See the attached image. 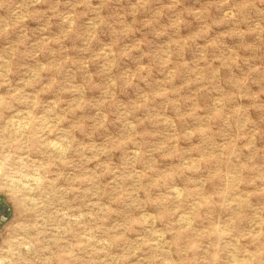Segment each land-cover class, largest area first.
<instances>
[{"label":"rangeland","instance_id":"obj_1","mask_svg":"<svg viewBox=\"0 0 264 264\" xmlns=\"http://www.w3.org/2000/svg\"><path fill=\"white\" fill-rule=\"evenodd\" d=\"M0 264H264V0H0Z\"/></svg>","mask_w":264,"mask_h":264}]
</instances>
